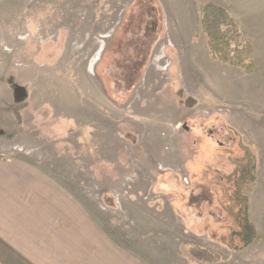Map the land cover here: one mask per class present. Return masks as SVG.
Masks as SVG:
<instances>
[{"label":"rangeland","instance_id":"1","mask_svg":"<svg viewBox=\"0 0 264 264\" xmlns=\"http://www.w3.org/2000/svg\"><path fill=\"white\" fill-rule=\"evenodd\" d=\"M208 2L253 73L212 59ZM5 165L60 191L132 264H205L192 248L264 264V0H0ZM242 198L257 236L238 250Z\"/></svg>","mask_w":264,"mask_h":264},{"label":"crops","instance_id":"2","mask_svg":"<svg viewBox=\"0 0 264 264\" xmlns=\"http://www.w3.org/2000/svg\"><path fill=\"white\" fill-rule=\"evenodd\" d=\"M0 264H132L60 191L0 166Z\"/></svg>","mask_w":264,"mask_h":264},{"label":"trees","instance_id":"3","mask_svg":"<svg viewBox=\"0 0 264 264\" xmlns=\"http://www.w3.org/2000/svg\"><path fill=\"white\" fill-rule=\"evenodd\" d=\"M201 13V30L207 40V47L212 59L242 70L246 74L253 73L255 65L252 62V49L246 41H236L238 36L235 25L227 12L222 7L208 2L203 6ZM251 169L255 171V168ZM250 180L254 181V177H251ZM242 201L245 204L243 216L245 242L238 250L250 246L257 236L255 227L248 220V203L245 198H242ZM189 256L205 264L217 262L216 259L195 248L189 250Z\"/></svg>","mask_w":264,"mask_h":264}]
</instances>
